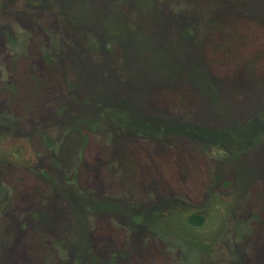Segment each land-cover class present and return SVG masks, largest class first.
I'll use <instances>...</instances> for the list:
<instances>
[{"label": "rangeland", "instance_id": "obj_1", "mask_svg": "<svg viewBox=\"0 0 264 264\" xmlns=\"http://www.w3.org/2000/svg\"><path fill=\"white\" fill-rule=\"evenodd\" d=\"M260 111L264 0H0V264H264Z\"/></svg>", "mask_w": 264, "mask_h": 264}, {"label": "trees", "instance_id": "obj_2", "mask_svg": "<svg viewBox=\"0 0 264 264\" xmlns=\"http://www.w3.org/2000/svg\"><path fill=\"white\" fill-rule=\"evenodd\" d=\"M45 58L50 57V50L47 49L44 52ZM30 93V92H29ZM114 114V113H113ZM4 115H0V127L4 126ZM121 117L119 113L114 116V122L125 124L126 121ZM3 121V123H2ZM4 127H7L5 125ZM14 129V128H13ZM182 128H177L176 133L188 135L190 131L192 132L191 127L181 130ZM135 132L138 134H144L140 132L139 129H135ZM153 132V130H152ZM197 132H200L197 130ZM204 132V131H203ZM199 134H202L199 133ZM43 135V134H42ZM264 138V111H260L248 118L246 122L242 125L229 128H224L218 131L213 139L214 144L207 148L205 151L214 150L217 153V157L224 156L225 158H237L240 155L246 153L247 151L254 148L262 139ZM208 153V152H206ZM10 156L13 159L18 157L17 152H11ZM69 181V180H67ZM187 222L191 225H199L203 222V215L197 213H191L187 216Z\"/></svg>", "mask_w": 264, "mask_h": 264}]
</instances>
